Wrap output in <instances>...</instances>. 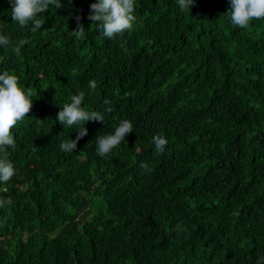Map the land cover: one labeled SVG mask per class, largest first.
I'll use <instances>...</instances> for the list:
<instances>
[{
	"label": "trees",
	"instance_id": "1",
	"mask_svg": "<svg viewBox=\"0 0 264 264\" xmlns=\"http://www.w3.org/2000/svg\"><path fill=\"white\" fill-rule=\"evenodd\" d=\"M95 2L61 0L33 34L0 0V34L30 40L20 57L0 46V72L34 102L6 149L16 174L0 183L12 200L0 208V264H264V18L240 28L229 0L191 12L135 0L133 29L108 39L87 19ZM79 91L89 111L114 110L66 153L79 126L56 116ZM121 119L134 131L98 156L96 137Z\"/></svg>",
	"mask_w": 264,
	"mask_h": 264
},
{
	"label": "clouds",
	"instance_id": "2",
	"mask_svg": "<svg viewBox=\"0 0 264 264\" xmlns=\"http://www.w3.org/2000/svg\"><path fill=\"white\" fill-rule=\"evenodd\" d=\"M69 4L72 0H68ZM11 5L10 13L12 21L24 28L31 24L29 31L33 34L42 29L46 21L41 17L47 12L50 6L62 8L61 0H8ZM230 8L227 15L233 25L240 28H247L251 21L264 18V0H229ZM195 4V0H178V6L182 12L190 11ZM135 0H97L90 5V12L87 17L92 25H96L99 35L102 38L114 39L117 35H122L125 31L133 29L136 21ZM76 28L71 31V35L81 38L85 35V27L82 17L76 16ZM28 38L12 42L9 36L0 34V46L5 49L11 48L17 57L21 56V49L29 44ZM88 88L95 92L97 81L95 79L88 82ZM31 88L25 90L19 83V77L9 70L0 72V183H7L16 174L14 164L9 159L7 148H15V137L13 129L23 121L33 108ZM85 92L79 91L70 97V102L65 103L56 116V120L64 128L79 126L75 139H67L60 143L61 151L72 153L77 150L79 141L88 135L85 125L89 122L104 123V113H112V107H106L103 112L89 111L84 106ZM105 105H110L111 101L105 99ZM39 123L45 121L37 120ZM133 124L129 119H121L115 126L113 132L101 135L95 139L96 154L100 157H107L114 148L126 140V136L132 133ZM155 146V153L162 154L168 144V140L163 133L152 137ZM140 167L150 172L146 162ZM12 204L11 198H0V208ZM182 226L177 225V230ZM260 264V261H258Z\"/></svg>",
	"mask_w": 264,
	"mask_h": 264
}]
</instances>
